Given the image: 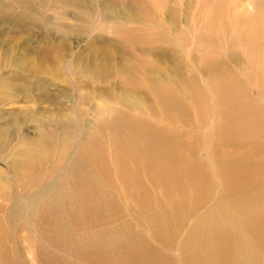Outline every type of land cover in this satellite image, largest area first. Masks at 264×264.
<instances>
[{"label": "bare ground", "instance_id": "obj_1", "mask_svg": "<svg viewBox=\"0 0 264 264\" xmlns=\"http://www.w3.org/2000/svg\"><path fill=\"white\" fill-rule=\"evenodd\" d=\"M11 1H13L12 5L18 6L19 9H25L28 20L22 23L20 20L12 21L13 18H4L5 23L8 21L7 24L12 25V28L8 30L9 34L25 29L27 34L32 36L33 24L27 15L29 10L39 15L41 19L48 20L44 12L41 13V7L36 4V1ZM97 1L100 2V0ZM138 1L132 0L134 4L127 9L114 7L111 10H105V14L100 5L94 26L90 27L87 37L95 34L97 30L95 27L107 22L122 26H150L153 31L160 30L171 35L175 44L173 48L168 46L163 51L155 47V49L136 48L143 38H138L139 40L131 36L128 38V42L132 43L131 46L136 48L135 56L132 55L131 50V54L128 55L130 60H124L122 66L124 70L120 76H123L124 83L126 82L130 87L135 81L142 83L150 91V95L141 92L139 88L137 91L133 87L131 90L134 96L106 92L105 97L108 103L117 101L126 111H117L113 106H109L111 109H106L105 122L98 123L95 128L96 134L101 135L100 143L102 144L95 146L91 139L80 145L77 144L80 147L76 146V129L80 128L84 132L83 121L79 122L80 127L76 126L73 118L65 123H58L63 121L58 119V122L40 124L42 129H45L40 140L34 142L33 149L28 148L21 162L14 163L13 174L8 177L11 179L8 185L19 189L20 198L25 204L22 208L26 211L24 218H21L23 223L16 224L13 220V210L17 202V197L13 196L14 192L10 194L0 192V200L13 201L5 214H2V208L5 207L0 205V264H175L177 260H179L177 264H264V212L260 208L264 200L262 197L260 200L255 198L248 202L245 208L236 210L241 220L234 222L233 226L240 227L241 231L243 229L244 235L233 240L232 235L228 234L229 225L226 219L213 216L209 224L220 234L217 237L218 240H215V243L206 240L196 250H191L188 246V249L178 251L180 255L173 262L167 260L165 254L149 250V245L140 238V231L136 224L140 216H147L149 215L147 213L153 210L155 187L160 181L157 171L159 162L162 159L168 160L172 155L168 153L167 148L170 143L163 137L164 131H159L157 126L160 122L164 124L165 121H171V116L183 118L187 113L186 106L178 101L179 97L176 94L179 93L171 88L173 81L161 77L162 72L157 70L158 68L153 69L149 67V64L142 62L143 60L138 58L140 57L138 53L150 56L154 52L158 58L170 59V61L175 54H181L190 60L191 54L204 37L210 38L212 43H217L220 37L218 44L220 43V48L224 50L227 46L223 44L235 35L236 38L230 44L234 42L232 46L238 47L240 53L229 55L225 50L226 60L245 62L247 66H242L243 68L254 69L255 64L252 65L249 61L250 55L256 52L264 53L262 0H172L175 4L173 8L168 6L170 0H161L160 4L156 3L158 2L156 0H151L154 9V15L151 17L136 11L134 5L139 3ZM146 2L148 0L142 2L145 3L143 8H148ZM69 6H73L74 10L66 15L71 17L73 24H66L57 19L55 27L58 32L64 31V41L70 40V35H75V40L76 36H86L84 32L87 31L83 28L89 27L87 21H91L93 13L91 9L94 7L93 1L89 0H70ZM8 7L12 9L11 5L2 3L0 17ZM76 9L79 10L77 17ZM167 12L174 21L169 24L175 25L172 31L168 27L162 28L165 26L163 24ZM57 13L58 16L65 14ZM182 13L185 15L184 19L177 17ZM249 24L252 26L247 29ZM76 26H80L81 30L76 31ZM181 26L190 34L189 47H183L186 43L179 39L185 37L183 34L176 37L175 29H181ZM133 27L131 32L136 31ZM228 30L232 33L230 36L226 35ZM244 30L247 32H243ZM97 38L100 37L97 36ZM25 51L29 54L34 52L39 64L18 75L19 82L23 83L16 88V93L22 95L21 101L31 102L33 93L36 91L42 92L36 99L41 97L49 100L53 105L59 104V93L67 91L58 89L59 86L56 84V92H58L56 95L50 96L47 91V76L57 79L58 57L54 58L53 62L42 54V51H45L42 48L29 47ZM63 52L64 55L69 54L70 59L65 63L64 69L69 76L71 86H74L76 91L78 85L76 76L67 69L72 64L71 58L76 52H73L72 48L65 49ZM131 57L136 58L135 63ZM30 59L25 63L28 64ZM259 60L260 63H264V57ZM90 67L93 77L100 83L110 82L116 74L111 67L110 57L106 58L102 64ZM140 67L143 70L136 71ZM201 67L203 70L213 72L231 70L228 64L208 61ZM260 68L261 71L264 70L263 67ZM169 70L173 71V69ZM39 75L43 77L35 79L34 83L30 80V77ZM15 116L20 118L22 115L17 113ZM169 123V126H172V122ZM234 124L233 128L237 126V123L234 122ZM239 126L238 122V128ZM231 127L232 125H229L228 129ZM62 132L64 138L61 143V141L58 142V133ZM9 142L4 130L0 129V156L10 147ZM57 145L62 149L58 155L54 150ZM113 145L116 149L119 148V156L116 160L114 159L118 168L107 163L109 158L107 152L104 153V148L113 147ZM43 147L45 151L41 150ZM207 155L211 160L208 150ZM60 161L70 172L66 186L61 181L62 173L53 174L48 182L41 183L31 192L32 194L24 193L27 180H31L44 171L49 175L48 165L51 166ZM242 162L244 161L236 160L233 162L234 165H226V168H231L232 181L235 183L245 182L246 177L257 176L252 174L254 171H262L260 166L248 170L249 166H245ZM112 172L115 173V177ZM222 179H225L224 175ZM130 194L135 195L132 202L127 200ZM180 209L184 210L185 207L181 205ZM24 232L27 236L23 235ZM32 235H35V238ZM220 236L224 238L222 241Z\"/></svg>", "mask_w": 264, "mask_h": 264}, {"label": "rangeland", "instance_id": "obj_2", "mask_svg": "<svg viewBox=\"0 0 264 264\" xmlns=\"http://www.w3.org/2000/svg\"><path fill=\"white\" fill-rule=\"evenodd\" d=\"M28 1H36V4L41 7V13L44 12L45 17H48V20L45 21L34 12L27 11L33 24L31 37L25 29L9 34L8 30L12 28V25L7 24L8 21L5 23L4 18H13L12 21L20 20L22 23L28 18L25 16V9L22 10L18 6L12 5L13 1L0 0V7L3 2L12 6V9L9 7L5 9V13L0 17V129L4 130L10 141V147L5 154L0 156V192L10 194L13 191V196L17 197L16 207L13 210V220L16 224L23 223L21 218H24L26 211L22 208L25 204L20 198L19 189L8 185L11 182L8 177L13 174L14 163L21 162L28 148L33 149L34 142L40 140L45 131L40 124L58 122V119L59 121L63 120L58 123H65L73 118L76 121V126L80 127L79 125L83 121L84 132L80 128L76 129V146L80 147V144L90 139L94 146L102 144L100 143V141L102 142L101 135L96 134L95 128L98 123L105 122L106 109H111L109 106H113L117 111H126L117 101L108 103L105 97L106 92L134 96L131 90L133 87L150 95V91L142 83L135 81L130 87L126 82L124 83L123 76H120L124 70L122 69L124 60H130L128 57L131 54L130 51L132 50V55L135 54L136 48L142 47L146 49L161 48L160 50L163 51L168 46L173 48L175 44L171 35L163 31L162 33L160 30L153 31L150 26H122L112 22L100 24L95 27L97 28L95 34L87 37L88 31L91 30L90 27L94 26L95 16L100 5L105 14V10H111L114 7L124 9L131 7L134 4L131 2L132 0H100V2L89 0L93 1L94 7L91 9L92 19L87 21L89 27L83 28L87 31L84 32L86 36H76L75 40V35H70L68 41H64V31L58 32L55 27L59 19L66 24H73L71 17L66 15L74 10L73 6H69L70 0ZM156 1H158L156 3H161V0ZM142 2L135 3L136 11L141 12L144 16H153L154 9L151 0L146 2L148 8H143L145 3ZM261 4L264 5V0L261 1ZM168 6L173 8L175 4L170 0ZM57 12L65 14L58 16ZM166 14L163 24L166 27L162 28L167 29L168 27L172 31L175 26L174 21L168 12ZM78 15L79 10L76 9V17ZM184 16L182 13L177 17L184 19ZM171 21L173 23L169 25ZM251 26L252 24H249L247 29ZM132 27L136 28V31L131 32ZM182 28L183 26H181ZM181 29H175L176 37L183 34L185 37L179 39L185 41L186 44L183 43V47H189L190 34L186 29ZM77 30H81V27L76 26ZM243 32H247V30ZM231 34L228 30L226 35L230 36ZM130 36L136 39L143 38L135 49L131 46L132 43L128 42ZM234 38H236L235 35L233 38H229V41L223 44L227 46V49L222 50L220 43L218 44L220 37H218L217 43H212L210 38L205 39L204 37L191 54L190 60L181 54H175L170 61V59L158 58L154 52L150 56L138 53L140 56L138 58L143 60L142 62L149 64V67L153 69L158 68L157 70L162 72L161 77L173 81L174 84L171 88L179 93L176 94L179 97L178 101L187 108V113L183 118L171 116V121H165L164 124L160 122L157 126L159 131H164L163 137L170 143L167 150L172 155L168 160L162 159L159 162L157 171L160 181L155 187L153 210L147 213L149 215L140 216L136 220L140 231L139 236L149 245V250L165 254L166 259L171 262L180 255L178 251H184V249H188V246L191 250H196L206 240L212 243L218 240L217 237L220 234L209 224L213 216L226 219L229 225L227 231L232 235L233 240L244 235L243 229L241 231L240 227L233 226L234 222L241 220L239 212L236 211L237 208H245L248 202L250 203L255 198L260 200L262 197L264 199V70L259 69V67L264 68V63H260L259 60L264 57V53L256 52L250 55L249 61L252 62V65L255 64L253 65L254 69L243 68L242 66H247L245 62H230L231 60H226V56H224L225 50L229 55L230 53H240L238 47L232 46L234 42L232 45L230 44ZM29 47L44 49L42 54L53 62V59L58 57L57 79L47 76V91L50 96L56 95L58 92H56L55 84L59 86L58 89L67 91L59 93V104L53 105L49 100L41 97L36 99L42 94V92L36 91L33 93L31 102L24 103L21 101L22 95L16 93L18 85L23 84L19 82L18 75L39 64L34 52L29 54L25 51ZM70 48L76 54L72 56V64L67 69L76 76L78 84L76 91L74 86H71L69 76L64 69L65 63L70 58H68L69 54H63V50ZM109 57L111 58V67L116 74L110 82L100 83L93 77L90 66L100 65ZM29 59V63L26 64L25 62ZM135 59L131 57L132 61ZM207 61L228 64L231 70L218 72L203 70L201 66ZM169 69H173V71ZM142 70L143 68L140 67L136 71L141 72ZM42 77L43 75L30 77V80L34 83L35 79ZM17 113L22 116L17 118L15 116ZM169 122H172V126H169ZM234 122L237 123V126L233 128ZM238 122L240 123L239 128ZM229 125L232 127L228 129ZM58 134V142L62 143L64 133ZM59 145L54 149L56 155L62 150ZM104 149V153L107 152L109 158H107V163L116 168L115 160L119 156V148L116 149L113 145V147ZM41 150L45 151V147ZM207 150L210 152L211 160L208 158ZM236 160H243L242 163L249 166L248 170L260 166L262 171H254L252 174L257 176H251L254 177L253 179L246 177L245 182L235 183L232 181L233 172L231 168H226V165H234L233 162ZM54 167L58 169L56 170ZM64 167L65 164L63 165L62 161L55 162L51 166L48 165L50 172L53 170L54 172H49L47 175L44 171L34 176L35 179L33 177L31 180H27L24 193L32 194L31 192L37 189L41 183L48 182L53 174L62 173L61 181L66 186L70 172ZM215 167L216 169H214ZM112 175L115 177L114 172ZM223 175L225 179H222ZM129 196L127 200L132 202L135 195L130 194ZM12 203L13 201L0 200L1 207H5L2 208V214L7 212ZM181 205L185 207L184 210L180 209ZM260 208L264 212V200ZM25 234L24 232L23 235ZM32 236L35 238V235ZM223 239L220 236V240ZM178 261L174 263L177 264Z\"/></svg>", "mask_w": 264, "mask_h": 264}]
</instances>
